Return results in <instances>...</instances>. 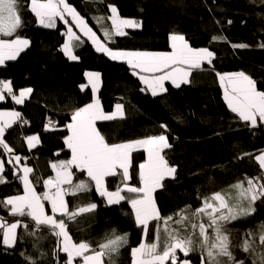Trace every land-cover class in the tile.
I'll use <instances>...</instances> for the list:
<instances>
[{"label": "trees", "instance_id": "obj_1", "mask_svg": "<svg viewBox=\"0 0 264 264\" xmlns=\"http://www.w3.org/2000/svg\"><path fill=\"white\" fill-rule=\"evenodd\" d=\"M20 2L25 26L19 29V35L30 43L15 60H6L0 65V76L10 79L15 92L25 87L33 91L20 105L10 98L0 103L1 108H16L22 117L29 118L28 123L15 122L5 131L4 140L13 154L0 149V158L5 162L2 175L6 181L0 183V201L23 191L18 178L20 171L14 176L15 169L6 164L7 156L19 170L13 156L31 154L27 162L33 169L30 179L39 190L44 177L53 171L51 164L70 159L64 142L68 134L66 123L75 108L92 99L90 87L81 90L88 70L100 73L98 98L104 111L111 112L117 103L124 105L123 119L97 122L109 142L167 134L171 148L165 150L166 158L177 168V173L175 179L166 178L163 187L154 193L162 216L189 206L195 210L202 206L204 197L230 188L245 177L264 182V169L255 159V155L264 150V123L258 121V126L253 128L240 120L229 109L216 75L243 71L257 82L258 90L264 91V0H67L111 48L169 50V36L176 33L183 35L191 47H205L213 52L211 68L194 70L190 82L178 88L166 83L167 91L156 96L148 90L141 91L144 87L126 61L112 60L97 52L90 39L77 30L80 39L72 43L78 45L73 50L78 59L71 60L63 51L67 29L64 22L57 19L56 27L45 28L31 13L30 0ZM108 5H114L121 17L140 21L141 27L129 28L126 36H114V42L106 40L95 18L111 15ZM214 36L223 39L213 40ZM239 44L247 47H233ZM47 115L56 118L57 123L46 129ZM161 125H166V129ZM27 134L39 136L34 148L26 147ZM132 159L129 183L138 186V165L145 159V153L138 150ZM87 179L86 173L76 172L73 182ZM120 183V175L106 178L110 191H115ZM66 199L70 209L89 202L97 204L93 213L78 217L77 223H69L73 240H87L95 247L112 229L127 233L128 245L121 250L117 264H131V248L141 243L143 234L135 224L127 200L108 205L94 186L89 192L66 196ZM254 207L252 215L226 225L235 245L233 254L245 264H253L258 259L255 254L242 251L239 245L248 238V232L258 233L259 226L264 224V197L257 200ZM0 218L5 224L17 219L30 222L28 218L10 215L2 205ZM38 235L43 239L37 244L36 237L18 228L16 243L7 247L0 229V264H30L28 258L36 264H65L66 254L57 250L56 237L46 228ZM153 238L154 234L150 233L148 239ZM178 256L184 257L179 252ZM185 258L191 264L201 263L198 251Z\"/></svg>", "mask_w": 264, "mask_h": 264}, {"label": "snow or ice", "instance_id": "obj_2", "mask_svg": "<svg viewBox=\"0 0 264 264\" xmlns=\"http://www.w3.org/2000/svg\"><path fill=\"white\" fill-rule=\"evenodd\" d=\"M108 8L110 16L95 18L98 23L105 19L111 21L109 27L103 28L106 40L113 41L114 36H126L128 33L125 29L141 27L138 20L122 18L114 5H108ZM30 11L45 28L56 27L57 19L69 25L65 33L68 40L63 45V51L71 60L78 59L73 54L74 47L78 45L72 42L80 39L73 31L71 25L74 24L92 41L97 52L106 54L112 60L126 61L133 75H137L145 85L141 91L148 90L153 96L167 91L165 81H171L177 88L189 83L192 72L201 69L204 62L211 64L214 55L208 48L191 47L183 35L176 33L169 36L170 51L113 50L100 41L67 0H30ZM24 26L20 0H0V65L6 60H15L29 46V40L19 35V29ZM212 39L220 40L223 37L214 36ZM233 47L243 48L247 45ZM216 75L224 89V99L229 109L253 128L258 126V121L264 123V91L257 89V82L243 71ZM85 76L92 85L93 99L75 108L71 113V122L66 125L69 135L64 142L71 151V159L51 164L55 176L43 180L46 189L43 193L36 191L29 178L33 169L27 164L22 167L23 174L18 178L23 183V195L8 197L0 201V205L7 208L10 215L28 218L30 222L17 219L5 224L0 221L3 243L14 245L17 229L23 228L29 236L36 237L38 244L43 239L38 234L46 228L50 235L56 237L57 250L66 254L65 264H117L121 250L128 245L127 233L120 234L112 229L95 247L87 240L74 241L70 235L69 223H77L78 217L93 213L97 204L89 202L70 209L65 197L89 192L94 186L95 192L105 198L108 205L119 204L124 200L131 205L135 224L141 228L144 237L137 247L131 248L132 264H191L189 259L181 260L178 252L188 257L197 251L201 264H245L244 260H237L233 254L235 245L232 243L231 230L226 225L255 212V202L264 197V182H260L259 178L245 177V180L231 185V191H219L204 197L202 206L195 210L189 206L172 215L162 216L154 193L163 187L162 182L166 178L175 179L177 173V168L170 165L165 154V150L171 148L168 136L161 133L130 141L109 142L97 127V122L123 119L124 105L117 103L114 111L105 112L96 96L100 73L86 72ZM84 87L81 85V90ZM32 91L31 88H25L16 95L11 82L0 81V100L5 99L4 93L7 92L15 103L22 104ZM19 118V112H0V149L7 154H13V149L5 142L4 134ZM45 127L47 129L49 125ZM160 127L166 129L167 126ZM26 140L29 148L39 143L38 136H29ZM140 149L144 150L146 158L138 165L137 186L129 181L132 180L130 169L133 168V153ZM13 158L17 164L22 159L19 155ZM255 159L264 169V152ZM73 169L86 173L88 179L74 183L76 172ZM3 172L4 162L0 160V183L6 182ZM117 175H120L121 183L115 191H110L106 178ZM125 192L131 195H122ZM45 201L51 205V214L45 210ZM150 233L154 234L151 240L148 239ZM246 236L248 238L239 247L258 257L253 264H264V224L259 226L258 233L248 232ZM28 259L30 264H36L35 260Z\"/></svg>", "mask_w": 264, "mask_h": 264}, {"label": "crops", "instance_id": "obj_3", "mask_svg": "<svg viewBox=\"0 0 264 264\" xmlns=\"http://www.w3.org/2000/svg\"><path fill=\"white\" fill-rule=\"evenodd\" d=\"M108 16H110V15H108ZM107 16V17H108ZM106 18V17H105ZM103 23H104V25L106 26V27H109L110 25H111V21L110 20H107V19H105L104 21H103ZM126 30H128V29H125V31ZM76 35L78 36V33H76ZM26 39V38H25ZM66 41V40H65ZM74 41V40H73ZM65 44V43H64ZM169 45H170V42H169ZM195 48V47H194ZM205 48V47H204ZM197 49H199V48H197ZM171 50V48L169 49V50H162V51H170ZM74 54V53H73ZM201 68H203V69H205V68H211V64H208L207 62H204L203 64H202V67ZM138 71V70H137ZM87 72H93V71H91V70H88ZM227 73H232V72H227ZM138 77V76H137ZM139 78V77H138ZM190 78V77H189ZM85 82L83 83V85H85V86H88V87H90V90L92 91V85L91 84H89V82H88V78L85 76ZM218 80H219V77H218ZM101 81V80H100ZM100 81H99V84H98V90H97V92H96V96L98 97V93H99V85H100ZM166 83H170L171 85H173L172 83H171V81H165V85H166ZM140 84H141V86L142 87H144L145 88V85H143L141 82H140ZM219 84H220V80H219ZM174 86V85H173ZM11 87H12V85H11ZM25 88H29V87H25ZM25 88H22V89H25ZM22 89H19L17 92H15L14 91V93L16 94V95H19V92H20V90H22ZM4 95H5V99L4 100H6L7 99V94H5L4 93ZM30 96V95H29ZM29 96H27L25 99H27ZM92 99H93V92H92ZM92 99L89 101V103L90 102H92ZM4 100H0V103L1 102H4ZM12 100V102L14 103V104H17V103H15V101L13 100V99H11ZM25 101V100H24ZM100 103H101V101H100ZM88 104V103H87ZM18 105H20V104H18ZM84 106V105H83ZM101 106H102V104H101ZM82 107V106H81ZM115 110V107L111 110V112L112 111H114ZM12 111H15V112H19V110L18 109H16V108H8V107H4V108H1L0 107V112H12ZM106 112V111H105ZM20 113V112H19ZM22 116L20 115V118H21ZM19 118V119H20ZM19 119H17V121L16 122H19ZM71 122V116H70V118H69V120L67 121V123L66 124H68V123H70ZM14 124V123H13ZM161 134V133H160ZM164 134H166V133H164ZM67 135H69V131H68V134ZM159 135V134H158ZM167 135V134H166ZM29 136H38V135H36V134H27V136L26 137H29ZM26 137H25V145H26V147H28V143H27V140H26ZM39 137V136H38ZM145 138V137H144ZM135 140V139H134ZM38 144H36V146H37ZM66 145V144H65ZM29 148V147H28ZM29 149H31V148H29ZM140 150H143V149H140ZM69 151H70V149H69ZM143 152H144V150H143ZM145 153V152H144ZM145 158H146V153H145ZM70 159H71V151H70ZM145 160V159H144ZM144 160H142V161H140L139 162V164L140 163H142ZM3 162H4V160H3ZM21 163H22V165H25V164H27V162H24V161H22V159H21V161H20ZM53 163H56V162H53ZM17 164V163H16ZM27 166L28 167H31V165H29V164H27ZM32 168V167H31ZM4 171H5V162H4ZM19 171H20V174H21V169H20V167H19ZM20 174H19V176H20ZM50 175H52V176H55V172L54 171H52V173L50 174ZM29 178H30V176H29ZM30 180H32V179H30ZM22 182V181H21ZM34 184V183H33ZM35 186V185H34ZM35 188H36V186H35ZM22 190H23V183H22ZM36 191L38 192V193H41V190H39V189H37L36 188ZM16 195H23V191L22 192H19L18 194H11V195H8L7 197H5L4 198V200L6 199V198H8V197H12V196H16ZM122 195H123V193H122ZM65 199H66V197H65ZM66 201H67V199H66ZM45 203V210H46V212L48 213V214H51V205L47 202V201H45L44 202ZM10 207V206H9ZM0 221H2V219L0 218ZM3 222V221H2ZM4 223V222H3ZM10 224V223H9ZM2 233H3V229H2ZM4 244V243H3ZM5 246H7V247H10V246H8V245H5ZM131 264H132V262H131Z\"/></svg>", "mask_w": 264, "mask_h": 264}, {"label": "rangeland", "instance_id": "obj_4", "mask_svg": "<svg viewBox=\"0 0 264 264\" xmlns=\"http://www.w3.org/2000/svg\"><path fill=\"white\" fill-rule=\"evenodd\" d=\"M68 3V2H67ZM72 6V5H71ZM74 7V6H73ZM75 8V7H74ZM76 9V8H75ZM77 10V9H76ZM78 12V11H77ZM79 13V12H78ZM123 18V17H122ZM132 19V18H131ZM87 22V21H86ZM98 23V22H97ZM87 24H88V26L90 27V28H92V30L96 33V35H97V37L100 39V41L101 42H103V43H105V41L103 40V38L102 37H100V34L98 33V31H96L95 29H94V27H92L88 22H87ZM68 26L69 25H66V28L68 29ZM72 26V25H71ZM99 26H101V28H102V30H101V32L103 33V35H104V32H103V28H105L106 26L104 25V23L102 22V23H99ZM72 28H73V31L75 32V33H77V31L78 32H80L81 34H83L84 35V33L83 32H81L80 31V29L79 28H77L74 24H73V26H72ZM67 29H66V31L65 32H67ZM77 30V31H76ZM85 37H86V35H84ZM22 38H24V37H22ZM65 38H66V41L68 40V37H67V35L65 34ZM65 41V42H66ZM91 41V40H90ZM92 42V41H91ZM106 44V43H105ZM94 45V44H93ZM107 45V44H106ZM95 46V45H94ZM108 46V45H107ZM109 47V46H108ZM111 48V47H110ZM113 50H124V49H114V48H112ZM124 51H140V50H133V49H130V50H124ZM141 51H146V50H141ZM91 71H93V72H98V71H95V70H91ZM238 72H240V71H238ZM232 73H234V72H232ZM221 85V84H220ZM223 89V88H222ZM223 96H224V89H223ZM262 152H264V150H262ZM262 152H259V153H257L256 155H255V157L257 156V155H259V154H261ZM24 165H22V163L20 162L19 163V167H20V169H21V174L20 175H22L23 173H22V167H23ZM223 191H231V189L230 188H227V189H225V190H223ZM143 239H144V237H143ZM149 240H151V239H149ZM183 259H188V258H185V257H182V259L181 260H183ZM193 264V263H192ZM201 264V263H200Z\"/></svg>", "mask_w": 264, "mask_h": 264}, {"label": "built area", "instance_id": "obj_5", "mask_svg": "<svg viewBox=\"0 0 264 264\" xmlns=\"http://www.w3.org/2000/svg\"><path fill=\"white\" fill-rule=\"evenodd\" d=\"M0 81H8V82H10V79L7 78V77H5V76H3V77L0 76ZM5 94H7V98L12 99L11 95H9L7 92H5ZM28 122H29V118H27V117H21L19 119V124L20 125H24V124H26ZM44 123H45V125H54V124L57 123V119L54 118V117H51L50 115H47L45 117ZM21 157H22V161L28 162V160L31 158V154L22 155ZM0 160H2V159L0 158ZM50 176H52V175H49V176L44 177L43 180L49 178ZM45 190L46 189L44 188L43 181H42L41 193H43Z\"/></svg>", "mask_w": 264, "mask_h": 264}, {"label": "water", "instance_id": "obj_6", "mask_svg": "<svg viewBox=\"0 0 264 264\" xmlns=\"http://www.w3.org/2000/svg\"><path fill=\"white\" fill-rule=\"evenodd\" d=\"M9 160H11L8 156L6 157V164H8L9 166H12L13 167V169H15V171H14V176H17L18 175V173H19V170L18 169H16L14 166H13V161L11 162V163H9L8 161Z\"/></svg>", "mask_w": 264, "mask_h": 264}]
</instances>
